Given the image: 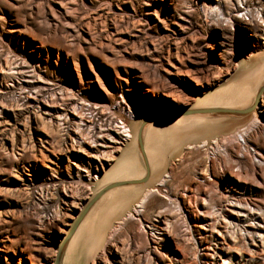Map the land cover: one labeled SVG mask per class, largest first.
Masks as SVG:
<instances>
[{"label": "rangeland", "instance_id": "1", "mask_svg": "<svg viewBox=\"0 0 264 264\" xmlns=\"http://www.w3.org/2000/svg\"><path fill=\"white\" fill-rule=\"evenodd\" d=\"M260 76L264 0H0V264H55L74 225L59 264H264V92L255 115L143 134L162 154L144 204L121 187L75 222L116 165L142 177L128 129L246 108L219 98Z\"/></svg>", "mask_w": 264, "mask_h": 264}, {"label": "bare ground", "instance_id": "2", "mask_svg": "<svg viewBox=\"0 0 264 264\" xmlns=\"http://www.w3.org/2000/svg\"><path fill=\"white\" fill-rule=\"evenodd\" d=\"M252 79V78H251ZM264 81V77L260 76L258 78V80L255 81V85L253 87H251L252 89L249 91L248 93V89L246 90L248 95H246L244 92H241V91H237V92H233V96L231 98H228L227 96L226 97H221L219 98L220 101L222 100H229V102L227 103H231L232 101L234 100H240V104L242 103V105H246V108H248L249 106H251L253 104V101H254V98H255V94H256V91L258 90L259 86L261 85V83ZM251 82L253 83L252 80L249 81V83H247V87H249V85H251ZM243 91V90H242ZM244 97L243 100L240 99V97ZM261 106H262V98H261ZM220 104H217L215 106H204L203 108H223V109H237V110H241V109H245V108H232L230 107L229 105H232V104H226L227 106L229 107H226V106H219ZM238 106H242V105H239L237 104ZM197 109H200V108H197ZM202 109V108H201ZM259 109V107L257 106V103L254 105L253 107V110L251 111L252 112V115H255V112ZM190 110H195V109H190ZM250 112V113H251ZM219 114H224V113H219ZM241 116H246L247 114L246 113H239ZM199 115H192V116H187V117H182V116H177L176 118L174 119H171V120H168V121H163V123H160V124H157L156 121H153L154 123L151 124V127L146 129L145 130V146L148 148H150L149 146L151 144H154L156 145L157 143H159V140L160 138L162 137H158V138H154V134H156L155 132H157L158 130L162 129L161 127H168V128H175L177 124H180V125H185L187 123H191L190 121H194L195 119H197L196 117H198ZM202 116V115H201ZM238 116V115H236ZM195 122V121H194ZM255 121L252 122V125L255 124L254 123ZM257 124V123H256ZM251 125V124H250ZM248 126V125H244L242 128H238L237 130H239L237 133V136L242 138L246 132L249 130V128L251 126ZM160 126V127H159ZM248 128V129H247ZM138 129V128H137ZM172 129V131H173ZM167 131V130H166ZM137 130L136 132L133 134V129L132 130H129L128 129V132L125 134V135H121V138L119 137V140L120 142L116 141V143H118L120 146L118 148H116V151H123L124 148L122 147H126L127 146V142L128 140L132 139L133 141V145H137ZM130 138V139H129ZM159 139V140H158ZM212 144H217L216 141H211ZM130 145V144H129ZM204 146V144H202L201 146H198V148H202ZM189 148H191V146H188ZM130 150V149H128ZM143 150H144V145H143ZM153 151V154L155 155L156 157V162L155 165H149V177H150V173L152 172L151 171V168L153 170V168L155 167L154 171L157 169L156 173L159 175V173H162L161 172V167H162V162H161V152L159 150V147H154L152 149H150ZM145 153V151H144ZM145 156L146 158L148 159V155H147V152L145 153ZM107 160V159H106ZM148 161V160H147ZM126 164V163H125ZM149 164V162H148ZM129 165V164H128ZM136 171V172H135ZM110 172V171H109ZM135 172V173H134ZM143 175L145 174V168H144V171H143ZM132 173H134L133 175H136L138 173V171L136 169H133L131 170V168L129 167H120V165H116V167L113 168V170L110 172V173H107V177H110V179H113V178H117V180H114L112 181L110 184H113L115 182H122V181H128V180H137L135 179V177L133 176L134 179H129L132 177ZM142 175V176H143ZM148 177V180L146 181V183L144 184H141V185H138V187H134V186H122V187H129V188H136L134 189L133 191L135 192H132L134 193L135 195H133V197L131 199H133L132 201H134L135 205L134 207L136 208H140L149 192H150V189L151 187L153 186V182L154 181H151ZM158 184V183H157ZM160 184V183H159ZM158 184V185H159ZM109 185V184H107ZM106 185V186H107ZM156 185V184H155ZM105 187V186H104ZM121 187H114V189H110L108 190L102 197H100V199L93 205V207L95 206L94 208V211L92 213H90L86 219L84 221H88V220H91L94 216H96L97 214L99 215L102 210H104L108 205L110 204H114V205H117L118 202L124 198L122 196H125L127 194V192H129V189H123L121 190ZM120 192V194L118 195L117 193ZM154 192V190H153ZM120 203V202H119ZM91 210V209H90ZM97 211H99L97 213ZM104 214V213H103ZM122 214V213H121ZM80 218V215L78 217H75V222L77 223L78 219ZM102 220L105 219V221L107 220V217H101ZM125 219L124 217H122V219L120 220H123ZM100 220V219H99ZM83 221V222H84ZM118 223H121V221H119ZM86 226V223H84L81 227L84 228ZM71 231V230H70ZM69 231V232H70ZM69 232L67 233L66 235V238L69 236L71 237V241H70V244H69V247L67 248V252L71 251V248L73 246V243L76 241V239L78 238V232H73L72 234H69ZM64 242V241H63Z\"/></svg>", "mask_w": 264, "mask_h": 264}, {"label": "water", "instance_id": "3", "mask_svg": "<svg viewBox=\"0 0 264 264\" xmlns=\"http://www.w3.org/2000/svg\"><path fill=\"white\" fill-rule=\"evenodd\" d=\"M264 92V81L262 82V84L259 86L258 90L256 91L255 94V98L253 101V104L251 106H249L248 108L245 109H241V110H237V109H223V108H202V109H195V110H183L181 112L178 113L179 116H187V115H201V114H219V113H224V114H220V115H231V116H241L239 113H246L249 114L252 110L253 107L256 103H258L259 99L261 98V94ZM156 115H154L155 117ZM153 117V118H154ZM150 118L148 120H144L140 123L138 129H137V147L138 150L140 152L143 164H144V168H145V174L137 179V180H128V181H122V182H115L113 184H109L105 187H103L102 189H100L87 203L85 208L83 209V211L80 213V218L78 219L81 220L83 218V216L85 215V213L91 208V206L103 195L105 194L108 190L114 188V187H122V186H135V185H141L146 183V181L148 180L149 177V164L147 161V158L145 156L144 150H143V131L144 128H146V124L148 122H150L151 119ZM167 128V127H165ZM78 223V222H77ZM76 225L73 226V228L71 229V231L69 232V234H72L74 229H75ZM69 239V236L67 238H65L64 242H62V244L59 246L58 249V253L55 259V264H59V259H60V255L61 252L63 250V247L65 245V243L67 242V240Z\"/></svg>", "mask_w": 264, "mask_h": 264}, {"label": "crops", "instance_id": "4", "mask_svg": "<svg viewBox=\"0 0 264 264\" xmlns=\"http://www.w3.org/2000/svg\"><path fill=\"white\" fill-rule=\"evenodd\" d=\"M148 128H149V127H146L145 130L148 129ZM161 128L165 129V127H161ZM145 130H144V133H143L144 136H145ZM155 136H158V135H155ZM159 137H160V136H159ZM143 145H144V144H143ZM149 168H150V167H149Z\"/></svg>", "mask_w": 264, "mask_h": 264}]
</instances>
